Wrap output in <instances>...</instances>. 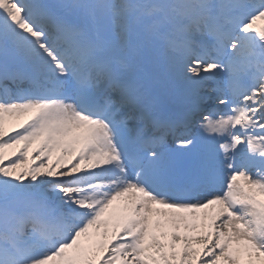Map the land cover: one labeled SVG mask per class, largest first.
Instances as JSON below:
<instances>
[{
	"label": "snow or ice",
	"instance_id": "snow-or-ice-1",
	"mask_svg": "<svg viewBox=\"0 0 264 264\" xmlns=\"http://www.w3.org/2000/svg\"><path fill=\"white\" fill-rule=\"evenodd\" d=\"M0 264H264V0H0Z\"/></svg>",
	"mask_w": 264,
	"mask_h": 264
}]
</instances>
